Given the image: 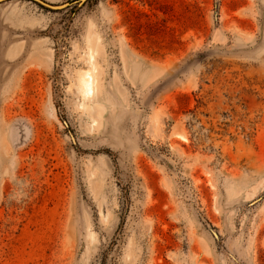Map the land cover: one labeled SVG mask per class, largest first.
Listing matches in <instances>:
<instances>
[{"label":"rangeland","instance_id":"obj_1","mask_svg":"<svg viewBox=\"0 0 264 264\" xmlns=\"http://www.w3.org/2000/svg\"><path fill=\"white\" fill-rule=\"evenodd\" d=\"M0 264H264V0L0 3Z\"/></svg>","mask_w":264,"mask_h":264},{"label":"water","instance_id":"obj_2","mask_svg":"<svg viewBox=\"0 0 264 264\" xmlns=\"http://www.w3.org/2000/svg\"><path fill=\"white\" fill-rule=\"evenodd\" d=\"M11 0H0V3H5V2H9ZM36 2H38L39 4L43 5L46 8L52 9V10H59V9H63L67 6H70L71 3L75 2L76 5H83L85 4L88 0H75L72 2H65L62 4H52L49 2H46L45 0H34Z\"/></svg>","mask_w":264,"mask_h":264},{"label":"bare ground","instance_id":"obj_3","mask_svg":"<svg viewBox=\"0 0 264 264\" xmlns=\"http://www.w3.org/2000/svg\"><path fill=\"white\" fill-rule=\"evenodd\" d=\"M81 81H83V84H84L86 91L91 92L92 91V85H93L92 77L90 75H84L82 77Z\"/></svg>","mask_w":264,"mask_h":264},{"label":"trees","instance_id":"obj_4","mask_svg":"<svg viewBox=\"0 0 264 264\" xmlns=\"http://www.w3.org/2000/svg\"><path fill=\"white\" fill-rule=\"evenodd\" d=\"M88 1H89V0H88ZM88 1H87V2H88Z\"/></svg>","mask_w":264,"mask_h":264}]
</instances>
